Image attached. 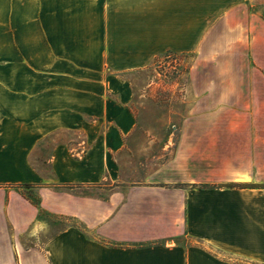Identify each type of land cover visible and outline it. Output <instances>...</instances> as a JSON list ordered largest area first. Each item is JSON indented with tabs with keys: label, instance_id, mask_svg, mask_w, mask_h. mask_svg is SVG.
Here are the masks:
<instances>
[{
	"label": "crops",
	"instance_id": "0c3cea01",
	"mask_svg": "<svg viewBox=\"0 0 264 264\" xmlns=\"http://www.w3.org/2000/svg\"><path fill=\"white\" fill-rule=\"evenodd\" d=\"M167 54L187 115L122 183L131 77ZM0 264H264V0H0Z\"/></svg>",
	"mask_w": 264,
	"mask_h": 264
},
{
	"label": "rangeland",
	"instance_id": "374dc122",
	"mask_svg": "<svg viewBox=\"0 0 264 264\" xmlns=\"http://www.w3.org/2000/svg\"><path fill=\"white\" fill-rule=\"evenodd\" d=\"M191 56L167 54L132 79L135 98L132 102L136 129L125 144L119 159L122 183H138L144 175L164 161L172 149L176 130L187 115V69ZM172 134V135H171ZM171 136V141L168 142ZM167 143L168 147L165 148ZM50 227L47 234L63 228L67 222L43 214Z\"/></svg>",
	"mask_w": 264,
	"mask_h": 264
},
{
	"label": "trees",
	"instance_id": "16d2710c",
	"mask_svg": "<svg viewBox=\"0 0 264 264\" xmlns=\"http://www.w3.org/2000/svg\"><path fill=\"white\" fill-rule=\"evenodd\" d=\"M158 59V58H157ZM156 59V60H157ZM155 60V61H156ZM154 61V62H155ZM189 69V68H188ZM188 69H187V73H188ZM25 188H29V186H25ZM27 198L35 205V206H37L38 208H39V217H41V215H42V213H43V210H41L40 209V207H39V202H38V200L35 198V197H33L31 194H28L27 195Z\"/></svg>",
	"mask_w": 264,
	"mask_h": 264
}]
</instances>
